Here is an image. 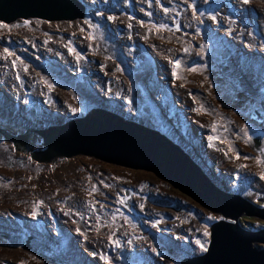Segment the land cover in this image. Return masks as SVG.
Segmentation results:
<instances>
[{
  "label": "rangeland",
  "instance_id": "1",
  "mask_svg": "<svg viewBox=\"0 0 264 264\" xmlns=\"http://www.w3.org/2000/svg\"><path fill=\"white\" fill-rule=\"evenodd\" d=\"M84 1L94 27L0 22L9 26L0 27V264H57L3 237L19 233L38 239L65 264H180L201 256L210 227L225 219L220 214L154 173L85 155L39 163L31 153L47 148L33 131L49 120L107 110L176 142L216 186L261 209L264 163L258 161L264 155L250 135L257 126L264 130V0H177L171 7L165 3L175 0ZM135 23L143 30L137 39ZM51 41L61 45L59 53L49 49ZM158 47L167 50L166 66L151 52ZM180 87L188 103L176 98ZM254 110L260 123L251 118ZM22 133L28 135L25 153L10 140ZM166 201L177 209L162 206ZM236 224L264 229V220L245 214Z\"/></svg>",
  "mask_w": 264,
  "mask_h": 264
},
{
  "label": "water",
  "instance_id": "2",
  "mask_svg": "<svg viewBox=\"0 0 264 264\" xmlns=\"http://www.w3.org/2000/svg\"><path fill=\"white\" fill-rule=\"evenodd\" d=\"M27 20L50 23L85 21L91 26L96 23L88 5L80 0H0L1 23L9 25ZM259 116L254 113L251 118L260 122ZM33 133L42 137L41 145L47 148L46 151L31 153L32 159L39 163L85 155L154 173L181 194L225 218L210 227L206 253L184 259L180 264H264V249L253 248L254 243L264 245V229L250 231L236 224L243 214H237L240 211H245L247 217L264 220V198L257 200L263 207L256 209L240 195L230 194L216 186L206 171L166 136L104 109H92L84 117L54 123L39 133ZM263 135L261 131L251 135L254 150H258ZM45 152L49 158L43 156ZM126 194L128 196L130 191ZM161 205L177 209L169 201ZM5 239L14 248L28 250L52 263L65 264L55 251L32 236H5Z\"/></svg>",
  "mask_w": 264,
  "mask_h": 264
},
{
  "label": "bare ground",
  "instance_id": "3",
  "mask_svg": "<svg viewBox=\"0 0 264 264\" xmlns=\"http://www.w3.org/2000/svg\"><path fill=\"white\" fill-rule=\"evenodd\" d=\"M137 2L139 3V4H142L141 2H140V0H137ZM154 15L155 16H157V15H159V17H162L163 15H162V13H159V14H156V13H154ZM169 15L168 14H165V16H164V18L163 19H169ZM135 31H137L136 32V34L134 35V37L133 38H135V39H137L138 37H136L139 33H142L143 32V30H142V26H139V23H135V28H134V32ZM236 39H238L237 37H236ZM49 49L50 48H52V49H55V50H58L57 51V53H59L60 51H61V49H62V47H61V45L60 44H58V43H56V42H53V41H51L50 42V44H49ZM151 52H152V54L154 55V57L156 58V60H158V62L161 64V66H166V64H167V62H166V64H165V60L168 58L167 57V50L165 49V48H155V49H153V50H151ZM119 55V52H117L116 54H115V56H118ZM123 58H128L124 53L121 55ZM121 59V58H120ZM164 64V65H163ZM61 71H64L65 72V70H64V68H59ZM158 75L160 76H162V73H161V71H159L158 72ZM164 76V75H163ZM38 91L39 90H35L34 91V93H38ZM63 91H66L64 88H63ZM180 96V98H182L183 100H184V102H187L188 103V91H186V89L185 88H183V87H180L179 89H178V93H177V95H176V98L178 99V97ZM59 107H61V108H63L64 107V105L63 104H61V105H59ZM48 111L49 112H51L52 110L50 109V108H48ZM192 115L194 116V117H196V115H194L193 113H192ZM199 119H198V121L201 123V125H202V127L201 128H205L204 126H206V124H207V121L203 118V117H200V116H197ZM51 126H52V124H51ZM212 173V171H209V174L211 175V177L214 179V180H216L217 182H218V178L216 177V175L215 174H211ZM160 177V176H159ZM166 181V180H165ZM167 182V181H166ZM169 183V182H168ZM170 184V183H169ZM218 186L219 187H221V188H223V189H225L223 186H221L219 183H218ZM144 238V237H143ZM98 239H100V238H98ZM142 242H140L139 244H138V246H142Z\"/></svg>",
  "mask_w": 264,
  "mask_h": 264
},
{
  "label": "flooded vegetation",
  "instance_id": "4",
  "mask_svg": "<svg viewBox=\"0 0 264 264\" xmlns=\"http://www.w3.org/2000/svg\"><path fill=\"white\" fill-rule=\"evenodd\" d=\"M80 1H82V2H84V3H86L87 5H88V8H89V12H90V6H89V3L88 2H86V1H84V0H80ZM218 3L219 4H222V3H220V1H218ZM166 5H170V7L171 6H173V5H178V1L177 0H175V3H171V1L170 2H167V3H165ZM223 5V4H222ZM208 13H214V12H216V10L214 9H211V10H208L207 11ZM91 13V12H90ZM92 15V14H91ZM92 17L94 18V16L92 15ZM94 20H95V18H94ZM82 22H85V21H82ZM95 22H96V20H95ZM85 23H87V22H85ZM88 25H90L89 23H87ZM95 25H96V23H95ZM94 25V26H95ZM91 26V25H90ZM94 26H91V27H94ZM176 29V28H175ZM1 99L2 100H4V98H3V96L0 94V103H1ZM5 101V100H4ZM1 105V107H0V109H2V107H3V105H5V104H0ZM15 106H13V108H14ZM20 107V106H19ZM10 111V110H9ZM20 111V110H19ZM254 113H258L257 112V110H254L253 111V115L252 116H254ZM258 114H260V116H261V113H258ZM251 116V117H252ZM260 116H259V118H260ZM253 119V118H252ZM260 120H262L261 118H260ZM50 121V120H49ZM49 121H46L45 123H43V125L44 126H42V130H45V129H47L49 126H50V123H49ZM29 122V121H28ZM261 122V121H260ZM259 122V123H260ZM254 129H256V131L255 132H257V131H261V132H263L264 133V130L261 128V127H259V126H257V127H255ZM41 131V129L39 130V131H37L38 133ZM27 133V132H26ZM24 134V133H22L23 135H25V136H22V137H19V136H17V135H21V134H17L16 136H11L10 137V140H12L14 143H16V145H15V148H16V150H21V151H24L23 153H25L26 152V150H28V147L29 146H27L26 145V138L28 137V135L27 134ZM253 134V133H252ZM251 134V135H252ZM251 135H250V138H251ZM263 137H264V135H263ZM262 137V138H263ZM252 140V139H251ZM22 141V142H21ZM24 141V142H23ZM44 142V141H43ZM23 143V144H22ZM253 143V142H252ZM263 145V148L261 149V146ZM33 150V149H32ZM37 150H40V149H37ZM259 155H264V141L262 140V142H261V145L258 147V150H255ZM22 155V154H21ZM43 156H45V158H49L50 156H49V154L47 153V152H45L44 154H43ZM18 163H20L19 161H17L15 164H18ZM18 235H24V234H22V233H19V234H13V235H5V236H18ZM5 236H3L4 237V239H5ZM24 236H27V235H24ZM38 240V239H37ZM12 247V246H11ZM138 254H140V253H138ZM141 255V254H140ZM131 262H128V263H126V264H130ZM114 264H116V263H114ZM124 264V263H123ZM135 264H142V261H140V260H138V261H136L135 262Z\"/></svg>",
  "mask_w": 264,
  "mask_h": 264
},
{
  "label": "snow or ice",
  "instance_id": "5",
  "mask_svg": "<svg viewBox=\"0 0 264 264\" xmlns=\"http://www.w3.org/2000/svg\"><path fill=\"white\" fill-rule=\"evenodd\" d=\"M243 3H245V4L249 3V0H243ZM165 11L167 12L168 10L165 9ZM203 14H204L203 12L200 13V15H203ZM109 19H112V18L109 17ZM212 19L215 20V19H216L215 16H213ZM26 23H27V22H26ZM0 27H9V26H7V25H0ZM160 27H165V26H164V25H161ZM177 30H179V28H177ZM69 50H70V51H73L72 49H69ZM4 51H5V53H7L8 55H13V53L9 52L7 48H5ZM185 51H187V49H186ZM77 57H78V59H79V54H77ZM16 59H17V60H20L19 57H16ZM13 63L15 64V61H14ZM176 63H177V65H178V64H179V61H177ZM173 75L175 76V72L173 73ZM17 79H19V77H17ZM48 87L51 88L52 85L49 84ZM73 111H76V109H73ZM258 162H259V163H264V161H258ZM261 179H264V173L261 174ZM92 190H93V191H96L97 189L95 188V186H93V189H92ZM211 218H212V217H209V219H211ZM205 234H207V233H205ZM101 258H102V259H106L105 257H101Z\"/></svg>",
  "mask_w": 264,
  "mask_h": 264
},
{
  "label": "trees",
  "instance_id": "6",
  "mask_svg": "<svg viewBox=\"0 0 264 264\" xmlns=\"http://www.w3.org/2000/svg\"><path fill=\"white\" fill-rule=\"evenodd\" d=\"M241 213H243V214H244V213H245V211H240V212H238L237 214H241ZM243 214H242V215H243ZM234 216L236 217L237 215L235 214Z\"/></svg>",
  "mask_w": 264,
  "mask_h": 264
},
{
  "label": "clouds",
  "instance_id": "7",
  "mask_svg": "<svg viewBox=\"0 0 264 264\" xmlns=\"http://www.w3.org/2000/svg\"><path fill=\"white\" fill-rule=\"evenodd\" d=\"M107 111V110H106ZM53 125V124H52ZM50 126H51V124H50ZM174 142V141H173ZM174 143H176V142H174Z\"/></svg>",
  "mask_w": 264,
  "mask_h": 264
}]
</instances>
